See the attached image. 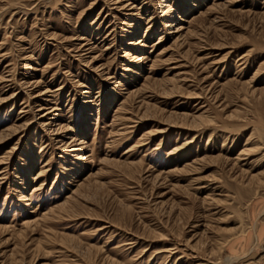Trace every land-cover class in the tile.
I'll list each match as a JSON object with an SVG mask.
<instances>
[{
  "label": "rangeland",
  "instance_id": "rangeland-1",
  "mask_svg": "<svg viewBox=\"0 0 264 264\" xmlns=\"http://www.w3.org/2000/svg\"><path fill=\"white\" fill-rule=\"evenodd\" d=\"M0 172V264H264V0H0Z\"/></svg>",
  "mask_w": 264,
  "mask_h": 264
},
{
  "label": "bare ground",
  "instance_id": "bare-ground-1",
  "mask_svg": "<svg viewBox=\"0 0 264 264\" xmlns=\"http://www.w3.org/2000/svg\"><path fill=\"white\" fill-rule=\"evenodd\" d=\"M45 116V115H44ZM44 116H42V117H44ZM45 125V124H44ZM50 126L51 125V122H48L45 126ZM78 159V158H77ZM1 173V172H0ZM236 258V257H235ZM235 258H233V256L231 257V256H229L228 257V260L226 261L227 263L226 264H232L233 263V261L234 260H236Z\"/></svg>",
  "mask_w": 264,
  "mask_h": 264
}]
</instances>
